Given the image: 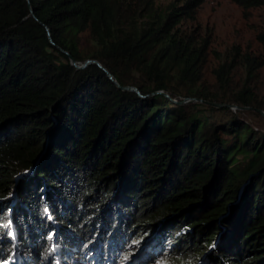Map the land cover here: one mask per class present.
Here are the masks:
<instances>
[{
	"label": "trees",
	"instance_id": "16d2710c",
	"mask_svg": "<svg viewBox=\"0 0 264 264\" xmlns=\"http://www.w3.org/2000/svg\"><path fill=\"white\" fill-rule=\"evenodd\" d=\"M207 1L0 0V264H264V64L211 91Z\"/></svg>",
	"mask_w": 264,
	"mask_h": 264
},
{
	"label": "rangeland",
	"instance_id": "374dc122",
	"mask_svg": "<svg viewBox=\"0 0 264 264\" xmlns=\"http://www.w3.org/2000/svg\"><path fill=\"white\" fill-rule=\"evenodd\" d=\"M173 1L181 3L184 0H156V5L165 7ZM183 27L197 30L198 34L210 38L209 58L204 68V76L212 92L220 91L215 70L233 55L235 47L239 48L241 54L258 56L264 64V46L257 39L258 34L264 31V7L251 9L246 13L230 0H208L199 9L196 21L185 22ZM246 81L245 70L238 69L233 85L240 90ZM248 83L252 84L260 98H264V65L259 71V78L255 81L248 80ZM135 92L142 96L140 91ZM248 120L264 129L262 118L250 114Z\"/></svg>",
	"mask_w": 264,
	"mask_h": 264
},
{
	"label": "water",
	"instance_id": "95a60500",
	"mask_svg": "<svg viewBox=\"0 0 264 264\" xmlns=\"http://www.w3.org/2000/svg\"><path fill=\"white\" fill-rule=\"evenodd\" d=\"M65 54H67L71 60V64L76 67L78 70H81V69H85L87 68L89 65H99V63L95 60H87L85 61L82 65H78L76 60L71 57L67 52L63 51ZM100 66V65H99ZM101 67V66H100ZM106 73L111 77V79L113 80V77L106 71ZM114 83L123 91H129V92H135V91H139L137 90L136 88H133V87H129V86H126V87H122L119 85V83L115 80H113ZM155 94L157 95H163L165 96L166 98L172 100L174 103L176 104H179V105H186L187 103L189 102H196L197 100L196 99H185L183 100L182 102H178L177 100H173L168 94H165L163 91H159V92H156ZM208 104H212L218 108H228V109H231V110H238V109H243V108H240L236 105H228V104H217V103H210L208 102ZM262 114L264 115V112H262Z\"/></svg>",
	"mask_w": 264,
	"mask_h": 264
},
{
	"label": "snow or ice",
	"instance_id": "6c2138e0",
	"mask_svg": "<svg viewBox=\"0 0 264 264\" xmlns=\"http://www.w3.org/2000/svg\"><path fill=\"white\" fill-rule=\"evenodd\" d=\"M51 238V237H50Z\"/></svg>",
	"mask_w": 264,
	"mask_h": 264
}]
</instances>
